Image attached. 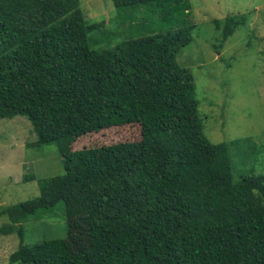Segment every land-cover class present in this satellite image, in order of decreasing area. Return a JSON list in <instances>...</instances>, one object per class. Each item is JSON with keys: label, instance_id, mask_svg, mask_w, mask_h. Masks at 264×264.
Here are the masks:
<instances>
[{"label": "trees", "instance_id": "obj_1", "mask_svg": "<svg viewBox=\"0 0 264 264\" xmlns=\"http://www.w3.org/2000/svg\"><path fill=\"white\" fill-rule=\"evenodd\" d=\"M111 2L115 19L153 8L180 25L98 47L89 34L113 16L89 23L80 0H0V118L24 116L36 135L27 145L54 142L64 169L40 178L37 196L0 208V233L18 237L8 261L264 264V173L234 176L238 141L206 137L193 74L176 61L193 26L171 14L188 4ZM247 19L212 23L226 40ZM113 127L125 139L75 143ZM59 201L66 236L24 243L23 222Z\"/></svg>", "mask_w": 264, "mask_h": 264}, {"label": "rangeland", "instance_id": "obj_2", "mask_svg": "<svg viewBox=\"0 0 264 264\" xmlns=\"http://www.w3.org/2000/svg\"><path fill=\"white\" fill-rule=\"evenodd\" d=\"M188 10L171 14L192 25V41L176 53L178 64L194 77L195 95L203 132L212 142L237 140L231 150L235 177L264 173V0H182ZM89 23L111 21L94 29L92 46L109 47L143 34L165 31L179 23L165 22L158 10H119L115 19L111 0H80ZM247 13L245 24L223 40L212 19ZM117 15V14H116ZM129 128V127H128ZM136 130V129H135ZM133 131V136H136ZM127 129L105 128L78 137V147L115 143ZM30 122L21 115L0 118V208L40 193L39 179L63 172L54 142L30 147L35 139ZM85 137V138H84ZM84 138V139H83ZM83 139V140H82ZM74 145V143H73ZM30 175L33 178L27 179ZM0 216V225L7 222ZM24 243L66 236L64 203L59 201L38 219L23 222ZM15 233H0V264L16 249Z\"/></svg>", "mask_w": 264, "mask_h": 264}]
</instances>
